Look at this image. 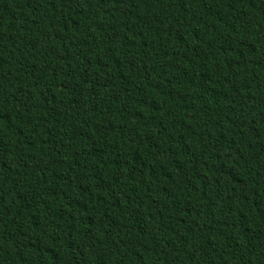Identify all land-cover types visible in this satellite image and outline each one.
I'll use <instances>...</instances> for the list:
<instances>
[{"label": "trees", "instance_id": "16d2710c", "mask_svg": "<svg viewBox=\"0 0 264 264\" xmlns=\"http://www.w3.org/2000/svg\"><path fill=\"white\" fill-rule=\"evenodd\" d=\"M0 264H264V0H0Z\"/></svg>", "mask_w": 264, "mask_h": 264}]
</instances>
